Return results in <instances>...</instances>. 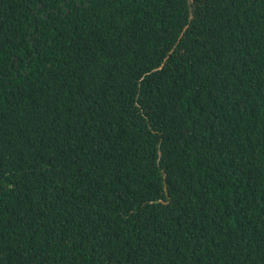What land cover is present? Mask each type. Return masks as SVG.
Masks as SVG:
<instances>
[{
	"label": "trees",
	"instance_id": "1",
	"mask_svg": "<svg viewBox=\"0 0 264 264\" xmlns=\"http://www.w3.org/2000/svg\"><path fill=\"white\" fill-rule=\"evenodd\" d=\"M0 264H264V0H0Z\"/></svg>",
	"mask_w": 264,
	"mask_h": 264
}]
</instances>
